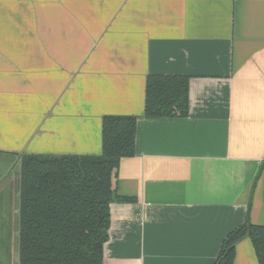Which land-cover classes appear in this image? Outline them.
I'll return each instance as SVG.
<instances>
[{
    "label": "crops",
    "instance_id": "obj_1",
    "mask_svg": "<svg viewBox=\"0 0 264 264\" xmlns=\"http://www.w3.org/2000/svg\"><path fill=\"white\" fill-rule=\"evenodd\" d=\"M149 76L189 79L187 117L145 116ZM106 116L137 125L103 264H214L264 227V0H0L3 249L22 157L99 156ZM235 264H259L251 240Z\"/></svg>",
    "mask_w": 264,
    "mask_h": 264
},
{
    "label": "trees",
    "instance_id": "obj_2",
    "mask_svg": "<svg viewBox=\"0 0 264 264\" xmlns=\"http://www.w3.org/2000/svg\"><path fill=\"white\" fill-rule=\"evenodd\" d=\"M189 79L149 76L145 116L184 118ZM99 156H24L21 163L18 264H103L110 206L133 202L116 194L123 159L134 156L137 118L106 116ZM251 240L264 264V227L249 221L230 233L214 264H235L236 246Z\"/></svg>",
    "mask_w": 264,
    "mask_h": 264
},
{
    "label": "rangeland",
    "instance_id": "obj_3",
    "mask_svg": "<svg viewBox=\"0 0 264 264\" xmlns=\"http://www.w3.org/2000/svg\"><path fill=\"white\" fill-rule=\"evenodd\" d=\"M9 212H10V214H9ZM6 214H9V217L6 218L4 215L5 218L1 219V222L6 221L5 222L6 225H5V223L3 224V226H5V227H2V230L10 227V224H7V223H10V222L12 223V222H15V220H16V218L13 217V211L12 210L7 209ZM11 230L12 229H10V231ZM16 233H17L16 236H18L19 232L17 231ZM7 234L0 233V237L5 238L7 236V237L13 238L15 232L12 231L8 235ZM4 248H6V249H3V247H1V245H0V264H15V261H16V264H18L17 263L18 262V251H17V249H14L13 242L12 243H6Z\"/></svg>",
    "mask_w": 264,
    "mask_h": 264
}]
</instances>
